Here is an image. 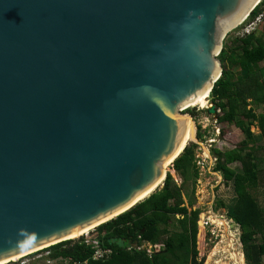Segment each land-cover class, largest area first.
<instances>
[{"label":"water","instance_id":"water-1","mask_svg":"<svg viewBox=\"0 0 264 264\" xmlns=\"http://www.w3.org/2000/svg\"><path fill=\"white\" fill-rule=\"evenodd\" d=\"M260 1L0 0V261L162 187L182 110L207 91L217 120L221 39Z\"/></svg>","mask_w":264,"mask_h":264},{"label":"trees","instance_id":"trees-1","mask_svg":"<svg viewBox=\"0 0 264 264\" xmlns=\"http://www.w3.org/2000/svg\"><path fill=\"white\" fill-rule=\"evenodd\" d=\"M263 1L251 10L248 19L264 10ZM232 43L234 47H228L231 53L222 47L217 56L222 73L214 82L209 98L221 111L216 122L234 125L244 136L230 149L212 148L216 158L213 169L221 173L224 184L229 183L234 193L227 214L240 229L245 264H264V208L250 191L259 183L264 185V144L257 146L258 149L254 147L256 140L251 130V126H257L264 142V113L255 110L257 105L264 106V65H260L264 62V24L260 35L253 30L236 37ZM197 137L201 139L202 133L198 131ZM196 146L189 142L172 161L171 167L181 179L179 185L167 173L162 187L95 227L94 236L100 245L112 248L108 258L92 259L94 248L84 239L63 240L40 250H47L49 259H67L69 264L73 261L79 264H201L197 248L200 210L193 207L191 200L185 205L182 198L184 183L190 181L194 191L199 177ZM234 162L239 165L230 167ZM217 205L226 206L222 200ZM112 237H122L132 247H119L111 242ZM143 242L161 243V246L148 253L138 248Z\"/></svg>","mask_w":264,"mask_h":264},{"label":"rangeland","instance_id":"rangeland-1","mask_svg":"<svg viewBox=\"0 0 264 264\" xmlns=\"http://www.w3.org/2000/svg\"><path fill=\"white\" fill-rule=\"evenodd\" d=\"M246 22L244 20L232 28L221 39V46L225 47L228 53H231L228 47H234L232 41L238 37V33L241 32ZM263 24L264 20L254 27L253 30L256 35L261 34ZM235 53L237 54L238 51ZM227 63L229 65V60H227ZM208 100L211 101L210 98ZM207 103L208 101L204 97L199 102L190 106L187 105L188 107L182 110L183 114L189 115L193 122L195 138L188 140L187 144L189 142L197 144L195 151L196 159L198 160L196 162L199 166V177L194 186V191H192L190 181H187L182 188V198L185 205L191 200L194 202L193 207H198L200 210L197 221V248L199 251L198 258L202 259L201 264H245V259L242 258L244 253L240 242V229L227 214L228 207L231 206L234 200V193L229 183L228 185L224 184L221 173L213 169L216 158L212 154V148L227 150L234 147L243 139L244 135L234 125L217 123L211 115L207 114L205 109ZM255 107L257 113H264L263 105H257ZM189 110H192L193 113ZM218 113L220 114L221 111L218 110ZM251 130L256 140L254 147L258 149L257 146L261 147L264 144L260 136V130L257 126H251ZM198 131L202 133L201 139L197 137ZM259 152L262 154L263 150L260 149ZM171 165L172 163L166 167V171L170 173L179 185L181 179L172 169ZM238 165V162L229 164L230 167H236ZM250 191L262 208H264V185L259 183L256 188H252ZM218 200H222L226 206H218ZM188 208L190 209V207ZM95 234V227H92L90 230L76 237L69 238L73 240H90L95 237ZM160 246L161 243L152 245L143 242L138 248H143L150 253L153 248H159ZM47 253V250L26 253L15 259L14 262L21 263L22 261H27L28 264H68L67 259L53 260L47 258ZM232 253L236 255L239 253L241 258L235 257L232 259Z\"/></svg>","mask_w":264,"mask_h":264},{"label":"bare ground","instance_id":"bare-ground-1","mask_svg":"<svg viewBox=\"0 0 264 264\" xmlns=\"http://www.w3.org/2000/svg\"><path fill=\"white\" fill-rule=\"evenodd\" d=\"M244 21V20H243ZM242 21V22H243ZM238 23H240V21L239 22H236V23H234V25H236V24H238ZM229 29V27L228 28H226L225 30H223L222 32H221V34H224V32H226L227 30ZM204 97H207V91H204V92H202V93H200V94H198L189 104H187V105H192V104H194V103H196V102H199L200 100H202ZM208 104V103H207ZM207 104H206V106H207ZM187 105H185V106H187ZM184 106V107H185ZM182 120L184 121V123H185V125H186V130H187V133H186V136H185V140L183 141V143H182V145L187 141V140H191V139H193V137H194V126H193V122H192V120H191V118H189V117H187L186 115H184L183 117H182ZM182 145L180 146V147H182ZM179 147V148H180ZM169 162H170V160H167L165 163H164V168H165V170H166V167L168 166V164H169ZM155 188V187H154ZM154 188L153 189H151L143 198H145L148 194H150V192H152V190H154ZM142 198V199H143ZM141 200V199H140ZM123 211V210H122ZM115 215V214H114ZM114 215H111V216H109V217H106L105 219H107V218H110V217H112V216H114ZM105 219H103V220H105ZM102 220V221H103ZM222 220V219H221ZM224 222V221H223ZM93 226H95V224H93V225H90V226H86V227H83V228H80V229H76V230H73V232L70 234V235H68L67 237L69 238V237H73V236H78V235H80L81 233H83V232H85V231H87V230H90V228H92ZM37 249V248H36ZM36 249H32V250H30V251H28V252H31V251H34V250H36ZM27 252V253H28ZM24 254H26V253H23V254H19V255H16V256H13V257H11V258H9V259H5V260H3V261H0V264H3V263H5V262H7V261H9V260H15V259H17V258H19V257H21V256H23ZM235 257H238L239 259L241 258V256H239V253L236 255L235 253H232V259L233 258H235ZM231 258V257H230ZM242 258H243V255H242Z\"/></svg>","mask_w":264,"mask_h":264},{"label":"built area","instance_id":"built-area-1","mask_svg":"<svg viewBox=\"0 0 264 264\" xmlns=\"http://www.w3.org/2000/svg\"><path fill=\"white\" fill-rule=\"evenodd\" d=\"M244 20H246L247 22L244 25V27H242L241 32L238 33V36H242V35H245V34L252 32V30L254 29L256 24H258L264 20V11H261L252 19H248V16H247ZM84 242L87 244H91L93 246L94 250H93V254H92V259H94V260L108 258L112 254V248L100 245L99 240L97 239L96 236L90 240L86 239V240H84ZM20 264H28V262L22 261ZM68 264H69V262H68ZM70 264H79V263L73 261Z\"/></svg>","mask_w":264,"mask_h":264},{"label":"crops","instance_id":"crops-1","mask_svg":"<svg viewBox=\"0 0 264 264\" xmlns=\"http://www.w3.org/2000/svg\"><path fill=\"white\" fill-rule=\"evenodd\" d=\"M260 65H264V62L260 63ZM240 130V129H239ZM243 258H244V255H243Z\"/></svg>","mask_w":264,"mask_h":264}]
</instances>
